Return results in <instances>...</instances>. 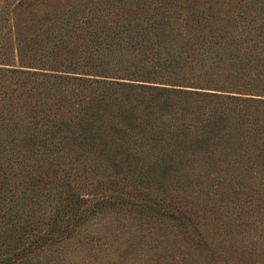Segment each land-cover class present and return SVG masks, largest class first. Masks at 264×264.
<instances>
[{"label": "rangeland", "instance_id": "374dc122", "mask_svg": "<svg viewBox=\"0 0 264 264\" xmlns=\"http://www.w3.org/2000/svg\"><path fill=\"white\" fill-rule=\"evenodd\" d=\"M105 1L0 0V36L13 6ZM77 40L42 41L43 66L0 64V261L264 264V97L56 68Z\"/></svg>", "mask_w": 264, "mask_h": 264}, {"label": "trees", "instance_id": "16d2710c", "mask_svg": "<svg viewBox=\"0 0 264 264\" xmlns=\"http://www.w3.org/2000/svg\"><path fill=\"white\" fill-rule=\"evenodd\" d=\"M14 10L11 37L0 36L11 43L0 47L1 65L43 66L35 50L58 36L83 41L79 49L65 46L68 60L56 67L65 72L264 97V0L67 2L38 18ZM182 10L191 12L189 20L179 18ZM195 46L220 52L221 61L203 63L208 55L193 57Z\"/></svg>", "mask_w": 264, "mask_h": 264}]
</instances>
